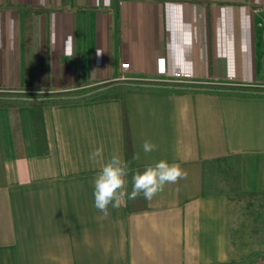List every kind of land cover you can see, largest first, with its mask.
<instances>
[{
    "label": "crops",
    "instance_id": "obj_1",
    "mask_svg": "<svg viewBox=\"0 0 264 264\" xmlns=\"http://www.w3.org/2000/svg\"><path fill=\"white\" fill-rule=\"evenodd\" d=\"M177 71L264 86V0H0V89ZM113 154L129 193L160 160L187 178L101 219L93 181ZM0 264H264V95L114 85L89 100L0 105Z\"/></svg>",
    "mask_w": 264,
    "mask_h": 264
},
{
    "label": "clouds",
    "instance_id": "obj_2",
    "mask_svg": "<svg viewBox=\"0 0 264 264\" xmlns=\"http://www.w3.org/2000/svg\"><path fill=\"white\" fill-rule=\"evenodd\" d=\"M102 51L97 49V55ZM71 55V52H66ZM156 145L151 141H145L142 145L145 153L156 150ZM103 148H97L90 156L95 161L97 157H102ZM134 159H139L135 155ZM128 175V164L118 154H113L106 162L102 163L93 181L94 207L102 213L101 219L109 215V205L119 209L125 202V197L130 200L136 199L141 194L146 200H151L154 196L164 190L166 184L176 183L180 179L187 178V172L178 163H169L160 160L147 166L142 172H136L132 177V190L127 191L126 177Z\"/></svg>",
    "mask_w": 264,
    "mask_h": 264
},
{
    "label": "trees",
    "instance_id": "obj_3",
    "mask_svg": "<svg viewBox=\"0 0 264 264\" xmlns=\"http://www.w3.org/2000/svg\"><path fill=\"white\" fill-rule=\"evenodd\" d=\"M118 85L121 88L131 86L143 87H158L164 89H173L176 91L188 90H204V91H218L225 93H236L244 95H264V86L232 83V82H215V81H201V80H179L174 77L166 78L159 76L156 78H134L124 77L114 80L93 84L87 87H79L73 89H65L58 91H41V92H24V91H10L0 89V105H44L56 104L63 102H74L89 100L97 97L101 89L109 86ZM124 98V95L121 94ZM125 153L127 163L133 162V147L130 129L125 117Z\"/></svg>",
    "mask_w": 264,
    "mask_h": 264
},
{
    "label": "built area",
    "instance_id": "obj_4",
    "mask_svg": "<svg viewBox=\"0 0 264 264\" xmlns=\"http://www.w3.org/2000/svg\"><path fill=\"white\" fill-rule=\"evenodd\" d=\"M123 66L124 68H127L128 67V64L127 63H123ZM165 71H161V74H164ZM173 78V77H172ZM175 79H179V80H187V78L185 77L184 73L180 72V71H177L175 73V76H174Z\"/></svg>",
    "mask_w": 264,
    "mask_h": 264
},
{
    "label": "rangeland",
    "instance_id": "obj_5",
    "mask_svg": "<svg viewBox=\"0 0 264 264\" xmlns=\"http://www.w3.org/2000/svg\"><path fill=\"white\" fill-rule=\"evenodd\" d=\"M131 77L138 78V79H140V78H142V79H143V77H142V76H131Z\"/></svg>",
    "mask_w": 264,
    "mask_h": 264
}]
</instances>
